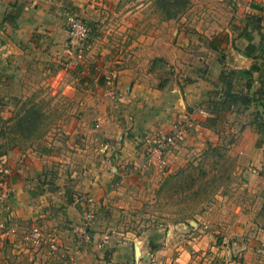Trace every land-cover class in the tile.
I'll use <instances>...</instances> for the list:
<instances>
[{"label": "crops", "instance_id": "1", "mask_svg": "<svg viewBox=\"0 0 264 264\" xmlns=\"http://www.w3.org/2000/svg\"><path fill=\"white\" fill-rule=\"evenodd\" d=\"M132 12L128 0H0V139L3 124L27 99L22 90L35 80L54 78L60 94L62 76L71 71V94L81 79L87 88L64 115L75 119L66 133L60 127L46 141L0 153V258L6 245H24L65 264L92 206L91 241L75 254L76 264H187L190 224L135 234L124 219L134 200L164 181L147 164L144 142L183 128L170 156L173 173L215 144L228 118L245 137L240 147L264 150V0L245 6L232 30L210 40L181 31L170 18L128 46V24L138 15ZM70 15L88 26L85 40H70ZM120 54L128 57L117 60ZM254 135L261 146L258 138L251 144ZM34 226L57 243V252L33 244Z\"/></svg>", "mask_w": 264, "mask_h": 264}, {"label": "rangeland", "instance_id": "2", "mask_svg": "<svg viewBox=\"0 0 264 264\" xmlns=\"http://www.w3.org/2000/svg\"><path fill=\"white\" fill-rule=\"evenodd\" d=\"M256 2L262 0H128L131 14L138 11V15L136 21L128 24L125 42H129L128 46L140 42L137 35L149 33L170 18L178 20L181 31L186 29L210 40L232 30L234 20L247 14L245 6ZM180 52H176L177 56ZM127 57L120 54L117 60ZM67 73L68 76H62L65 84L62 83L60 94L52 85L54 78L45 77L35 80L32 88L22 90L27 99L18 102L16 114L3 124L0 153L15 145L46 141L49 131L61 127L66 133L74 126L75 119L69 117L74 114L65 118L64 115L76 107L73 102L76 105L77 96L87 95V88L81 79L74 97L67 86L74 81L73 72ZM258 123L256 120L254 125ZM229 124L225 118L220 139L206 152L194 153L188 162L170 173V156L178 142L166 156L168 170L163 173L156 167L164 175L159 189L134 200L128 209L130 215L124 217L135 234L161 225L190 224L195 232L187 264H264V150L240 147L245 137L234 133ZM177 130L183 135V128L174 129ZM260 137L251 136V144L258 138L257 146H261ZM246 141L250 144L249 137ZM144 148L148 154L145 144ZM23 246L14 249L6 245L0 264H61L50 253L38 257L40 251L34 250L32 254Z\"/></svg>", "mask_w": 264, "mask_h": 264}, {"label": "built area", "instance_id": "3", "mask_svg": "<svg viewBox=\"0 0 264 264\" xmlns=\"http://www.w3.org/2000/svg\"><path fill=\"white\" fill-rule=\"evenodd\" d=\"M68 32L70 40L72 42H80L87 38L89 33L88 26L77 16H69ZM182 139V132L180 130L158 132L155 138H147L144 142L147 149L148 163L155 164L156 167L165 173L168 170L169 162L166 159L168 151L175 148L176 144ZM5 177L0 180L2 183ZM83 196L77 197L79 201L82 200ZM77 200V201H78ZM90 203V200H87ZM95 220V210L92 206H88L85 209L82 223L76 229V240L77 245L74 253L67 258L65 264H76L75 254L88 245L91 241V227ZM30 238L34 245L38 247L48 246L51 252H57L58 245L54 241H47L42 231L38 226H34L30 233Z\"/></svg>", "mask_w": 264, "mask_h": 264}]
</instances>
